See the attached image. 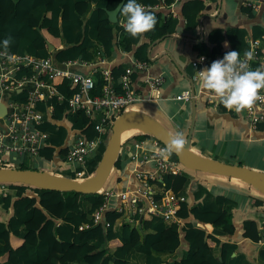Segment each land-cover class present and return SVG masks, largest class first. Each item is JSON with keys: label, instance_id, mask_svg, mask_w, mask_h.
I'll return each mask as SVG.
<instances>
[{"label": "trees", "instance_id": "obj_1", "mask_svg": "<svg viewBox=\"0 0 264 264\" xmlns=\"http://www.w3.org/2000/svg\"><path fill=\"white\" fill-rule=\"evenodd\" d=\"M119 1L0 0V49H4L2 41L10 36L12 44L8 50L49 55L56 64L68 60H92L95 56L106 58L115 46L130 52L136 59L148 60L147 46L152 40L177 29V15L185 27L195 28L204 9V0H180L176 15L168 9L174 0H137L155 13L157 23L153 30L133 38L121 26L119 18L122 15L118 11L115 22L107 19L106 9L113 8ZM126 2L122 0L120 6ZM241 10L248 18L255 14L248 4ZM259 12L261 20L251 22L248 30L242 25L215 26L206 33L204 40L195 41L191 47L206 55L208 66L216 55L223 56L227 51L243 54L247 50L246 38L264 41V8ZM46 40L52 44V51L47 52ZM257 52L264 53V47L258 48ZM124 65L108 67L113 79L122 72ZM135 73L131 72L130 78ZM29 74L20 67L15 70L14 77ZM93 76L96 85L90 92L98 93L102 83L98 68ZM50 81L55 92L64 97L76 91V85L65 76L53 75ZM113 85L119 88L116 80ZM17 95L23 99L24 90ZM66 104V100H58L56 94L41 95L35 104L40 110L51 106L47 119L38 125L48 132L46 143L37 149V155L46 160H51L57 149L59 155L66 149L62 143L67 128L61 123ZM70 129L87 138L95 134L92 118L81 109L75 110ZM109 130L110 125H107L103 141L86 162L88 173L98 162ZM262 130L264 119L256 126V131ZM149 136L148 132H138L127 138L140 140ZM188 148L200 153L192 139H189ZM121 154H117L113 168L121 166ZM171 157L176 159L173 153ZM15 167L30 166L18 164ZM190 170L184 167L180 173L166 171L151 181L157 190L156 197L162 195L164 189L182 190L185 194L175 212L181 220L180 225L146 212L135 214L133 224L125 220L120 211L110 207L103 208L101 218L90 224L91 212L104 201L102 192L83 193L6 182L8 190L0 196V264H127L126 256L132 249L142 253V264H151L153 255L169 256L182 241L186 246L179 255L157 264H226V255L234 244L229 239L235 229L236 201L223 194L206 193L202 183L191 177ZM65 176L73 178L75 174L68 171ZM262 204L263 199L251 198L250 206ZM83 222L89 225L79 229L77 226ZM199 222L210 224L212 230L205 231ZM240 223V236L253 241L259 239L260 232L253 218L242 215ZM220 235L228 238L220 240ZM257 254L264 259V247H259Z\"/></svg>", "mask_w": 264, "mask_h": 264}, {"label": "built area", "instance_id": "obj_2", "mask_svg": "<svg viewBox=\"0 0 264 264\" xmlns=\"http://www.w3.org/2000/svg\"><path fill=\"white\" fill-rule=\"evenodd\" d=\"M247 4L250 5L251 3ZM250 6L256 7L252 4ZM199 17L200 15L198 19ZM246 41L247 50H254V58L249 61L250 68L264 70V53L257 52L258 48L264 47V41L263 44L260 43L259 38H246ZM150 57L152 56L148 55V59ZM222 57L216 55L214 60ZM240 57L243 59L244 53ZM206 59L204 53H197L189 60L193 67L191 79L198 82L199 89L197 92L202 93L205 102L220 104L214 94L201 87L199 71L208 67L205 63ZM104 60L105 58L102 56H95L92 60H68L56 64L49 55H35L25 51L0 49V101L5 106V112L0 116V155H8L10 152L37 155V149L46 143L48 138V132L39 128L38 125L47 119L45 115L50 112L51 106L48 105L45 110H40L36 108L35 104L41 95L56 94L58 100L62 98L66 100L64 113L65 111L75 113V110L81 109L93 120L95 134L87 138L72 130L65 141L66 149L60 156V159L70 167L69 171L74 172L75 177L73 178L88 177L92 172L86 171V162L103 141V134L107 125H110L112 119L121 109L127 108L133 101L158 98L162 82L160 75H143L142 79L147 86L148 96H139L131 88L130 74L145 70L148 60L130 56L128 62L123 66L122 72L115 79L112 78L109 68L101 64ZM74 63H88L92 67L90 72H82L70 68V65ZM20 67L25 68L30 73L29 76L14 77L15 70ZM97 68L102 83L98 93H91L90 91L96 85L93 74ZM53 75H62L68 78L70 82L76 85V91L67 97H64L63 94H57L50 81ZM114 80L118 84V89L113 85ZM22 89L25 95L23 99H20L17 92ZM194 95V92L191 93L189 89L185 88L174 93L172 98L189 99ZM230 111L237 113L235 110ZM239 113L245 119L248 127L256 130L257 124L264 119V89L259 91L258 98L251 108ZM131 142L134 150L129 152V157L132 159L131 170L134 180L129 185H122L119 188L110 184L102 186L98 191L103 193L104 201L91 212L90 224L96 223L101 218L103 208L110 207L120 211L121 216L133 224L135 223V214L142 215L146 212L157 215L162 220L172 221L180 225L181 220L175 212L179 201L185 199L184 194L180 190L173 192L170 189H164L162 195L156 197L157 190L151 181L166 171L180 173L184 170V166L171 155L161 156L160 153L166 146L153 136L140 140L132 139ZM146 162H149L151 166L142 167ZM7 190V183L0 181V196L4 195ZM88 225V222H83L77 227L80 229Z\"/></svg>", "mask_w": 264, "mask_h": 264}, {"label": "crops", "instance_id": "obj_3", "mask_svg": "<svg viewBox=\"0 0 264 264\" xmlns=\"http://www.w3.org/2000/svg\"><path fill=\"white\" fill-rule=\"evenodd\" d=\"M179 3L180 0H174L168 9L177 15ZM247 3L256 6L251 7L255 13L251 18L246 17L241 10V7L243 5L246 6ZM91 5H93V2H91ZM263 7L264 0H204V9L198 19L199 24L195 28L185 27L182 19L177 15L179 20L177 29L149 43L147 46V56L150 55L152 57L148 59L146 69L137 71L134 77L130 78L132 90L137 95L146 97L148 96V90L142 76L145 74L160 75L162 77L160 96L154 100L139 99L133 101L127 108L141 109L152 115L155 113L164 120V122L159 121L173 134L179 131L183 133L184 139L189 135V139L193 140L195 147L203 155L263 170L259 159L256 160L255 158L257 155L253 147L256 148V142H260L259 158L264 162V130H252L248 127L240 113L231 112L219 104L205 102L202 93L197 92L199 89L198 82L191 79L193 67L189 63V60L197 54L196 50L191 47L192 43L197 40H204L206 33L211 28L215 26L222 27L224 25H242L248 30L251 22L261 20L259 11ZM214 11L216 12L213 14ZM123 20L124 17L120 16L119 22L121 24ZM261 42L263 44V41L260 40ZM22 51L32 53L28 50ZM130 56H132L130 52H124L115 46L111 54L101 64L107 67H113L118 64L124 65L128 62ZM91 67L88 63H74L70 65L71 69L82 72H90ZM185 88L189 89L191 93L194 92V97L181 100L172 98L174 93ZM132 104L134 105L132 106ZM73 119L74 112L65 111L61 123L66 126L67 131L62 144H65L67 137L71 134L70 124ZM131 141V138H127L120 143L118 153H122L121 166L119 168H113L112 166L109 172L110 175L108 174L110 178H108L109 180L106 185L114 182L115 188H119L122 185H129L134 180L131 170L132 159L129 157V152L134 150ZM25 155L37 156L39 159V164H35V162L29 163L30 160L27 157L30 167L48 170V168L42 165L41 161H49L51 162L49 166L53 168L50 172L61 175L66 174L59 172L62 167L61 163L64 162L60 159L61 155L59 153L54 154L51 160H46L35 154H15L10 152L8 155H0V166H17L18 164H22L21 160ZM243 157H246V160H243ZM47 165L46 163L45 166L47 167ZM150 166L149 162L142 165V167ZM195 176L193 178H197L202 183L201 185L206 190V193L210 195L223 194L236 201L238 210L235 218H233L235 229L230 237L231 239H229L234 244H231L226 255V264L264 263V259L260 258L257 254V249L264 247V204L257 207L250 206L252 197L264 200L263 193L257 191L256 187H253L254 190L250 189V186L245 185L246 181L240 178L205 171L196 172ZM180 191L183 193L182 190ZM187 194L190 195L188 190ZM201 196L202 194L200 198ZM242 215L251 217L256 221L260 232V237L257 241L240 236V218ZM199 223L204 227L205 231L212 230L210 224ZM218 238L226 240L228 237L220 235ZM185 246L186 243L182 241L179 247L169 254L168 257L179 255ZM131 251L136 252L138 250L132 249ZM162 257L163 255H153L151 264H157L168 258L162 259ZM126 258L128 260V256ZM127 264H129L128 261Z\"/></svg>", "mask_w": 264, "mask_h": 264}, {"label": "water", "instance_id": "obj_4", "mask_svg": "<svg viewBox=\"0 0 264 264\" xmlns=\"http://www.w3.org/2000/svg\"><path fill=\"white\" fill-rule=\"evenodd\" d=\"M121 2L122 0H120L113 8L106 9V16L109 21H116L117 10L119 9ZM46 50L48 52L53 50L52 44L47 40ZM4 112L5 106L3 102L0 101V116H2ZM126 124H136L145 127V131L142 132H148L165 146L168 145L170 137L174 135L150 113L141 109L125 108L112 119L104 148L94 170L88 177L76 179L56 174L46 169L0 166V181L23 182L43 188L74 190L83 193L98 191L103 186L113 166V161L117 156L121 143L120 128ZM187 136L183 150L179 153H176L175 151L172 152L177 161L184 167L240 178L259 189L264 195L263 170L193 152L188 148L189 135ZM62 146H65V144ZM56 154H58V149L56 150Z\"/></svg>", "mask_w": 264, "mask_h": 264}, {"label": "clouds", "instance_id": "obj_5", "mask_svg": "<svg viewBox=\"0 0 264 264\" xmlns=\"http://www.w3.org/2000/svg\"><path fill=\"white\" fill-rule=\"evenodd\" d=\"M117 11L124 17L121 26L133 38L153 30L157 23L155 13L137 0H127ZM2 43L7 50L12 44V37H6ZM253 58L252 49L244 52L243 59L239 51H227L221 59L212 61L210 66L199 71L202 89L214 94L226 109L239 113L251 108L259 91L264 89V70L250 68L249 61ZM184 145L183 133L177 131L160 155H171L173 151L179 153Z\"/></svg>", "mask_w": 264, "mask_h": 264}, {"label": "rangeland", "instance_id": "obj_6", "mask_svg": "<svg viewBox=\"0 0 264 264\" xmlns=\"http://www.w3.org/2000/svg\"><path fill=\"white\" fill-rule=\"evenodd\" d=\"M134 104H132V106H133ZM152 115V114H151ZM153 116L154 117H156L158 120H160L161 122H164V120L163 119H161V117H158V115H156L155 113H153ZM138 132H142V130H135L133 133H131L130 135H132V134H134V133H138ZM130 135H128L127 137H129ZM126 139V137H124V138H122V139H120L121 140V142L122 141H124ZM259 143L260 142H256V144H257V147L255 148V147H253V150L254 151H256V160L257 159H259V163H260V165L261 166H263V170H264V162L259 158V153H260V145H259ZM19 156V155H18ZM27 157H29V163L30 162H35V164H39V159H38V157L37 156H24L23 158H22V160H21V163L23 164V165H25V166H29V164H28V162H27ZM243 160H246V157H243ZM42 162V165L45 167V168H48V170L49 171H52L53 170V168L52 167H50L49 165H51V162H49V161H41ZM40 162V163H41ZM48 164L47 165V167L45 166V164ZM61 165H62V167L60 168V171L59 172H62V173H68V171H69V166H68V164L67 163H65V162H62L61 163ZM40 169H42V168H40ZM55 170L56 171H58L57 170V168H55ZM190 170V169H189ZM190 174H191V177H193V176H195L196 175V172L195 171H193V170H190ZM110 175V174H109ZM196 177V176H195ZM108 178H110L109 176L107 177V179L105 180V182H104V184H103V186H105L106 185V183L108 182ZM111 186H114V182L112 183V184H110ZM245 185H247L248 187L250 186V189H252V190H254V186L253 185H251L250 183H248V182H246V184ZM255 189H257V188H255ZM257 191H260L259 189H257ZM262 193V192H261ZM128 256V262H129V264H142V254L139 252V251H136V252H132V251H130L129 252V254L127 255ZM165 257H168V255H163V257H162V259L163 258H165ZM167 259V258H166ZM260 264H263V263H260Z\"/></svg>", "mask_w": 264, "mask_h": 264}, {"label": "bare ground", "instance_id": "obj_7", "mask_svg": "<svg viewBox=\"0 0 264 264\" xmlns=\"http://www.w3.org/2000/svg\"><path fill=\"white\" fill-rule=\"evenodd\" d=\"M135 130L145 131V127L139 126V125H136V124H126V125H123L120 128V139H122L124 137L127 138V136L130 135L131 133H133Z\"/></svg>", "mask_w": 264, "mask_h": 264}]
</instances>
